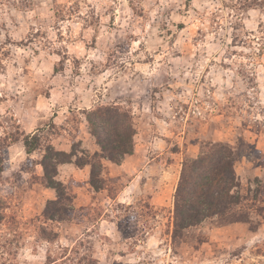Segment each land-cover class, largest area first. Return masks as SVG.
I'll return each instance as SVG.
<instances>
[{
  "label": "rangeland",
  "instance_id": "374dc122",
  "mask_svg": "<svg viewBox=\"0 0 264 264\" xmlns=\"http://www.w3.org/2000/svg\"><path fill=\"white\" fill-rule=\"evenodd\" d=\"M98 106L133 114L134 153L104 164L98 193L64 164L74 220L52 222L43 152L10 146L0 264H264V224L207 221L172 241L182 163L202 144H231L245 192L264 194V0H0V137L43 128L91 150L82 112Z\"/></svg>",
  "mask_w": 264,
  "mask_h": 264
},
{
  "label": "trees",
  "instance_id": "16d2710c",
  "mask_svg": "<svg viewBox=\"0 0 264 264\" xmlns=\"http://www.w3.org/2000/svg\"><path fill=\"white\" fill-rule=\"evenodd\" d=\"M82 113L98 146L96 151L82 147L72 148L71 151L58 149L51 139H45L46 130L43 128L25 133L17 126L16 132L0 137V182L11 167L9 148L14 143L22 141L27 155L40 150L43 152L38 162L42 167V178L46 187L55 191L54 198L46 202L43 217L52 222L74 220L75 196L59 178L60 166L74 164L79 168L89 167V183L93 190H111L109 181L103 176V160L121 164L126 156L134 153L136 127L130 111L117 106H98ZM235 162L231 144L210 141L201 145L197 156L182 163L173 194L172 241H185L186 232L207 221L214 222L218 227L242 223L251 232L258 231L264 224L261 185L257 184L255 189L249 186L245 192ZM9 208L8 199L0 196V224L13 222V217L7 220ZM1 230L0 250H5L9 240L6 239L7 232ZM47 261V264L56 263V259L50 256Z\"/></svg>",
  "mask_w": 264,
  "mask_h": 264
},
{
  "label": "crops",
  "instance_id": "0c3cea01",
  "mask_svg": "<svg viewBox=\"0 0 264 264\" xmlns=\"http://www.w3.org/2000/svg\"><path fill=\"white\" fill-rule=\"evenodd\" d=\"M94 145L95 146L91 150H93V151L98 150V146L96 144H94ZM103 163L110 168H115L114 166H120V167L122 166V163L116 164V163H113V162L106 160V159L103 160ZM62 166H60V171H61V168H63ZM65 167L69 168L70 170H73L74 173H76L77 170H79L80 172H85V173L89 174V170H90L89 167L79 168V167L75 166L74 164H65ZM85 179H87V178H85ZM94 193H98V192L94 191ZM153 200L155 201V198H152V202H154Z\"/></svg>",
  "mask_w": 264,
  "mask_h": 264
}]
</instances>
